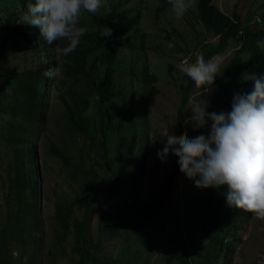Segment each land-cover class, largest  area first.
Returning a JSON list of instances; mask_svg holds the SVG:
<instances>
[{"label": "rangeland", "instance_id": "rangeland-1", "mask_svg": "<svg viewBox=\"0 0 264 264\" xmlns=\"http://www.w3.org/2000/svg\"><path fill=\"white\" fill-rule=\"evenodd\" d=\"M7 1L12 2L7 6L9 13L20 12L22 17L26 14L27 8H23L20 0ZM246 1L248 9L241 14H246L251 27L263 28L264 0ZM115 2H120V10L130 8L132 12L124 14L114 30L115 39L122 44L120 58L115 67L117 83L111 103V112L116 116L114 125L108 127L106 137L99 129L98 119L92 123L96 131H91L87 139L79 136L74 140L65 134L68 110L59 94L62 95L70 88V79L62 77L63 73L58 70V77L50 82L51 96L43 112L41 128L32 141L34 163L38 168L32 180L38 178L39 182L34 214L30 210L31 203L25 202V199L31 196L29 187L24 196L15 197L11 193L7 161L8 159L10 163V152L6 149L0 150L1 264L77 262L81 258V252L76 248L78 245L74 230L61 242L56 237L59 231L55 217L57 203L72 207L80 219L86 216L88 236L95 242L99 238L98 230L101 225L105 226L114 218L125 216V212L129 214V218H137L150 195L158 194L166 172L178 164L172 161L165 168L159 163L158 158L161 155L157 150L160 146H166L164 138L169 132L172 133L169 139H182L181 132L182 136L207 134V128L193 129L188 122L191 107L189 99L204 98L209 105L216 93L217 84L208 86L207 91L191 85L186 91L184 86L187 81L179 76V72L184 69L180 61L189 59L196 51L200 56L204 47L209 48L210 44L219 41V36L206 28L197 7L185 16L177 18L167 0ZM213 2L231 15L236 0ZM21 19L16 24H24L19 22ZM79 20L88 22L85 12H81ZM24 26L32 28L33 43L38 41L39 45L43 46L44 43L39 41V28L27 24ZM34 34L38 35V40ZM4 38L0 70H4L8 75L15 70L23 74L37 65L38 53H32L31 59L27 53V42L15 35L14 28L8 31ZM169 42L172 43L171 48L168 47ZM239 45V42L232 39L227 49L216 55L221 61V72ZM30 47L33 48L32 45ZM145 64H148L150 72L157 76L156 82L147 83L143 80ZM170 64L178 68L176 78L171 76ZM95 75L99 76L98 73ZM98 76L95 82L99 81ZM79 82V87L75 89L76 98L80 101L78 107L83 109L85 104L89 103L85 113L95 114L96 109L92 105L93 94L97 93L98 85L84 77H81ZM4 86L12 91L17 88L18 82L10 78L4 81ZM132 115L133 120L130 118ZM117 125L121 127L118 129ZM65 143L71 145L72 151L78 145L82 147L81 144H87L84 147V167H93L97 173V198L86 215L81 203L85 189L81 183V174L75 179L73 169L67 168L63 160L52 151V146H64ZM146 145L149 149L144 155L143 148ZM114 176L121 177L118 191L124 192V195L118 197L116 209L111 210L107 206L110 182ZM135 183L137 188L133 187ZM176 185V189L166 195L162 202L156 203L157 219L105 227L106 241L102 254L107 260L113 262L118 258L119 252L129 254V250L133 251V258L130 260L129 255L125 254L124 261L120 264H167V257L171 253L184 250L194 257V261L203 257L200 209L191 207L194 202L201 200L203 190L196 187L193 181L182 173L176 178ZM6 195L9 196L8 200ZM15 200L23 202L24 212L12 208ZM130 202H133V205L128 209L125 204ZM106 208L109 214L104 213ZM241 225L240 240L235 242V251L229 256L228 264H264V218H258L246 211ZM18 231L25 238L22 241L16 239Z\"/></svg>", "mask_w": 264, "mask_h": 264}, {"label": "trees", "instance_id": "trees-1", "mask_svg": "<svg viewBox=\"0 0 264 264\" xmlns=\"http://www.w3.org/2000/svg\"><path fill=\"white\" fill-rule=\"evenodd\" d=\"M20 1L23 8H27V0ZM103 1L105 3L102 4L99 15L82 11L88 17V22L79 20L80 26L85 28V33L76 49L68 57H62V62L58 64L50 51L57 42L54 41L53 44L49 45L42 37L39 39L38 35L34 34L37 35L36 40L39 39L44 45L40 46L38 41L33 43L32 28H28L24 24H16L22 18L21 13H9L7 6L12 2L0 0V58L4 47V35L8 34V31L13 28L15 35L20 36L21 39L27 42V53L31 59H33L32 53H38L37 65L31 67L23 74L15 70L8 75L4 70H0V150L6 149L10 152V163L7 159L10 173L8 176L10 191L15 197L24 196L27 187H29L31 196L26 198L25 202L31 203L30 210L32 214L37 208L35 196H38L39 192L38 178L32 180V176L38 171L34 163L35 155L32 141L37 131L41 128L43 112L51 96V80L43 77L42 71L57 67L60 73H63L62 77L70 79V88L62 95L59 94L62 103L68 110L65 134L70 135L74 140L79 136L87 139L91 131H96L92 123L98 119L99 129L104 132L106 137L108 135L106 130L110 125H114L116 116L111 112V103L113 101L114 87L117 83L115 67L120 58L122 45L115 39L114 30L122 16L132 12V9L120 10L121 4L120 2H115V0ZM195 2L201 21L209 31L219 36V41L210 44L209 48L204 47L200 56H198V51H196L189 59L187 58L188 66H193L201 57L208 59L224 52L232 39L240 43L239 48L236 49L234 55L223 69L222 75L214 81L217 84V89L208 109L210 112L229 111L234 93L250 92L252 90V81H243L242 75L245 72L255 73L257 76L264 74V52L258 49L255 44L257 39L264 37V27H251L246 19V14H241L248 9L246 0H236L231 15L225 13L213 0H195ZM103 25H108L112 28L110 38L98 36V31ZM17 41L19 39L15 43ZM64 44L65 41L58 42L59 46ZM181 65L185 68L184 64ZM169 71L173 78L177 77L178 68L176 66L170 64ZM96 73L99 76L95 75ZM96 76L99 77L98 82H95ZM81 77L98 85L97 93L93 94L94 103L92 105L96 109L95 114L87 115L85 113L89 103L85 104L86 106L83 109L78 107L80 101L76 98V90L79 87V79ZM10 78L18 82L17 88L12 91L4 86V81ZM143 80L147 83H154L158 80L157 76L150 72L148 64L144 66ZM190 87L191 84L187 81L184 89L187 91ZM181 114L180 109L179 115L181 116ZM130 118L133 120V115ZM181 121L180 124H182ZM120 127V125H117L118 129ZM182 134L183 132H181V138L183 139L184 136ZM81 145L82 147L78 145L72 151L71 145L68 143H65L64 146L56 144L52 146V151L63 160L67 168L73 169L75 179H77L78 174H81V183L85 187L81 203L86 215L97 198L98 180L96 170L93 167H84V147L87 144ZM143 149V153L146 155L149 146L146 145ZM164 150L165 146H160L157 151L160 155H163ZM78 156L81 157L78 158ZM180 173L179 163L169 168L160 191L157 195H150L149 200L140 210L138 217L129 218V214L125 212V216L116 217L105 226L101 225L98 230L99 238L95 242L88 236L86 216L80 219L72 207L64 203H57L55 217L59 225V231L56 237L61 242L74 230V237L78 245L76 248L81 252V258L73 264L122 263L124 261L123 256L128 253L119 252L118 258L113 262L107 260L102 254V251L105 250V227L108 225L122 226L124 223L135 224L140 221L157 219L158 213L155 210V205L158 201L162 202L166 195L176 189V178ZM120 180L121 177L114 176L110 182V195L107 207L111 210L116 209L118 197L124 195V192L118 191ZM133 187L137 188L136 183ZM202 190L201 200L194 202L191 207L200 209L199 216H201L203 227L201 237L204 240L203 257L194 261V257L187 251H175L167 257V264H228L229 256H232L235 251L234 245L235 242L240 240L241 221L246 211L227 205L225 196L226 185L221 186L219 189L202 188ZM8 199L9 196L6 195V200ZM132 205L133 202L125 204L128 209ZM23 207L21 200H15L12 208L24 212L25 208ZM108 212L106 208L104 213L109 214ZM23 238L22 233L18 231L16 239L22 241ZM129 251L128 255L130 258L128 259L131 260L133 251Z\"/></svg>", "mask_w": 264, "mask_h": 264}, {"label": "clouds", "instance_id": "clouds-1", "mask_svg": "<svg viewBox=\"0 0 264 264\" xmlns=\"http://www.w3.org/2000/svg\"><path fill=\"white\" fill-rule=\"evenodd\" d=\"M103 0H27V12L21 23L38 27L40 36L51 45L53 58L60 64L68 57L85 33L80 26L82 11L100 14ZM177 18L197 7L195 0H167ZM112 28L103 25L98 36L110 38ZM59 41H65L59 46ZM264 52V37L255 41ZM172 47V43H168ZM185 68L179 76L195 88L208 90L220 71L218 56L199 58L193 66L180 61ZM42 76L53 80L59 75L57 67L45 69ZM243 81H252L250 92L233 94L229 111L210 112L206 99H189L188 122L193 129L207 128V134L184 136L183 139L164 138L165 151L159 159L167 168L172 161L179 163V171L198 188L227 186L228 206L251 212L264 218V74L245 72Z\"/></svg>", "mask_w": 264, "mask_h": 264}]
</instances>
